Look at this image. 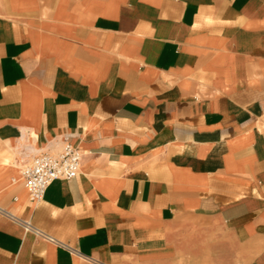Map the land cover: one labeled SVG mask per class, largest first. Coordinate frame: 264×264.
<instances>
[{
  "label": "crops",
  "instance_id": "obj_1",
  "mask_svg": "<svg viewBox=\"0 0 264 264\" xmlns=\"http://www.w3.org/2000/svg\"><path fill=\"white\" fill-rule=\"evenodd\" d=\"M0 207V264H264V0H0Z\"/></svg>",
  "mask_w": 264,
  "mask_h": 264
},
{
  "label": "built area",
  "instance_id": "obj_2",
  "mask_svg": "<svg viewBox=\"0 0 264 264\" xmlns=\"http://www.w3.org/2000/svg\"><path fill=\"white\" fill-rule=\"evenodd\" d=\"M82 152L70 141H64L58 150H44L20 170V177L30 200L38 204L48 187L57 179H73L81 169ZM0 214L14 218V215L0 207ZM26 230L33 229L29 221L21 220Z\"/></svg>",
  "mask_w": 264,
  "mask_h": 264
}]
</instances>
